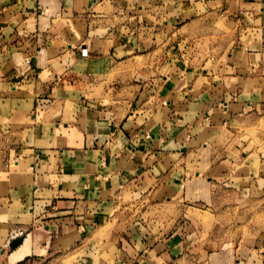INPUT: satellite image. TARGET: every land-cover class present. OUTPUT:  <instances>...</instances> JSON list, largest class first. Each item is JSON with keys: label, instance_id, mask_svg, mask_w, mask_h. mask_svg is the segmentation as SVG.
<instances>
[{"label": "crops", "instance_id": "crops-1", "mask_svg": "<svg viewBox=\"0 0 264 264\" xmlns=\"http://www.w3.org/2000/svg\"><path fill=\"white\" fill-rule=\"evenodd\" d=\"M255 80L264 0H0V264H264V231L186 206L232 178L206 150L264 115Z\"/></svg>", "mask_w": 264, "mask_h": 264}, {"label": "rangeland", "instance_id": "rangeland-1", "mask_svg": "<svg viewBox=\"0 0 264 264\" xmlns=\"http://www.w3.org/2000/svg\"><path fill=\"white\" fill-rule=\"evenodd\" d=\"M220 29L223 30L222 27H220ZM214 40H216V38H214ZM222 57L224 58L225 54ZM256 73L259 74L260 71L256 70L251 73V75ZM246 74H248V72L241 73L239 76H248ZM214 79L217 80L218 77L215 76ZM248 88H253L254 92L261 88L264 90V80L260 84L255 80ZM254 99L259 100L260 96H254ZM229 128L230 129L226 130L225 137H220L216 142V149L211 150L207 147L208 149L206 150L205 156L206 160L209 161L212 160V158H215L214 160L219 158V161L226 160L223 164L224 166L222 165L221 169L218 168L216 171L215 169L212 171L207 165L205 168H208V170H205V173L213 177L214 173L218 174L222 172V174H231L236 176V178L234 179L233 176L232 178H227L231 180V184L229 180H224L225 182L219 180L213 182V180H210L211 186L205 185L203 190L200 191L203 193L202 197L204 200L199 203L190 202L186 204V206H189V208H187V217L198 218L204 225L216 222V220L218 222L221 221L225 225H231L232 222L243 225V236H245L246 233H250V230H248L249 226L252 227V234L257 235L259 232L264 231V197H261L260 192L256 194L254 191H250L246 195V193L242 194L235 190L241 191L244 189L246 183L240 182V179L244 178L249 181L253 179V187H256L258 191H260L261 175L264 177V115H262L260 111H252L234 119L229 125ZM0 141L2 142L0 146L1 156L8 143L5 139H1ZM231 141L234 142L232 143ZM211 147H213V145ZM218 148L220 149L218 150ZM202 173L203 170L200 171V174ZM255 181L258 183L257 186H254ZM125 201L130 202L131 200L124 198L123 202ZM143 203L148 204V201ZM143 203L138 209H135L137 206L136 204L131 205L127 216L130 218L138 216L140 210L143 211V208L147 205ZM197 205L199 210L205 212L201 213V211L198 212L195 209H191L197 208ZM142 218L146 219L147 217L144 214ZM22 238L23 237H17L16 239L22 240ZM11 251L12 249L9 246L6 252L10 253Z\"/></svg>", "mask_w": 264, "mask_h": 264}, {"label": "bare ground", "instance_id": "bare-ground-1", "mask_svg": "<svg viewBox=\"0 0 264 264\" xmlns=\"http://www.w3.org/2000/svg\"><path fill=\"white\" fill-rule=\"evenodd\" d=\"M235 141H236V140H235ZM231 142H232V141H231ZM233 142H234V141H233ZM233 142H232V143H233ZM237 146H238V145H237ZM236 150H237V149H236ZM237 152H238V151H237ZM28 241H29V239H28V240L26 239L24 245L21 246L20 248H18V250L15 252V254L17 253L18 255H20V256H17V257H21V254H20V253H22L24 247H25L27 244H29ZM25 251H26V253H27V250H26V249H25ZM25 251H24V252H25ZM26 253H25V254H26ZM17 254H16V255H17ZM22 254H23V253H22ZM15 260H16V259H15Z\"/></svg>", "mask_w": 264, "mask_h": 264}, {"label": "trees", "instance_id": "trees-1", "mask_svg": "<svg viewBox=\"0 0 264 264\" xmlns=\"http://www.w3.org/2000/svg\"><path fill=\"white\" fill-rule=\"evenodd\" d=\"M21 241V239H16L15 241H13L10 244L11 249L14 250L15 248H17L21 244Z\"/></svg>", "mask_w": 264, "mask_h": 264}, {"label": "built area", "instance_id": "built-area-1", "mask_svg": "<svg viewBox=\"0 0 264 264\" xmlns=\"http://www.w3.org/2000/svg\"><path fill=\"white\" fill-rule=\"evenodd\" d=\"M81 56H86V50L85 49H82L81 52H80ZM16 236V235H15ZM14 237V236H13Z\"/></svg>", "mask_w": 264, "mask_h": 264}]
</instances>
